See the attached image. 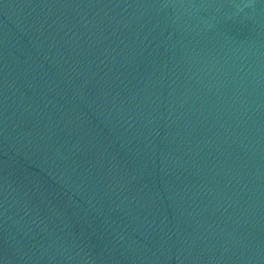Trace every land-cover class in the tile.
<instances>
[{
  "label": "water",
  "instance_id": "obj_1",
  "mask_svg": "<svg viewBox=\"0 0 264 264\" xmlns=\"http://www.w3.org/2000/svg\"><path fill=\"white\" fill-rule=\"evenodd\" d=\"M0 264H264V0H0Z\"/></svg>",
  "mask_w": 264,
  "mask_h": 264
}]
</instances>
